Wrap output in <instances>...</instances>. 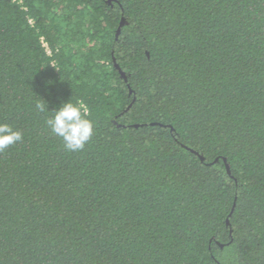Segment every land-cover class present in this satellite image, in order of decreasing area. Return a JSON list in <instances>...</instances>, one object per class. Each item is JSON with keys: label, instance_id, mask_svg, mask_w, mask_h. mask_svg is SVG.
Returning <instances> with one entry per match:
<instances>
[{"label": "trees", "instance_id": "1", "mask_svg": "<svg viewBox=\"0 0 264 264\" xmlns=\"http://www.w3.org/2000/svg\"><path fill=\"white\" fill-rule=\"evenodd\" d=\"M0 121V264H264V0H0Z\"/></svg>", "mask_w": 264, "mask_h": 264}, {"label": "clouds", "instance_id": "2", "mask_svg": "<svg viewBox=\"0 0 264 264\" xmlns=\"http://www.w3.org/2000/svg\"><path fill=\"white\" fill-rule=\"evenodd\" d=\"M34 107L38 112L51 113L45 118L46 127L51 134L61 139L67 151L79 152L92 139L94 122L82 103H74L69 99L58 108L47 110L45 103L37 101ZM23 140L24 134L21 130L11 123L0 121V153Z\"/></svg>", "mask_w": 264, "mask_h": 264}, {"label": "water", "instance_id": "3", "mask_svg": "<svg viewBox=\"0 0 264 264\" xmlns=\"http://www.w3.org/2000/svg\"><path fill=\"white\" fill-rule=\"evenodd\" d=\"M122 74H123V76H125L124 73H122Z\"/></svg>", "mask_w": 264, "mask_h": 264}]
</instances>
